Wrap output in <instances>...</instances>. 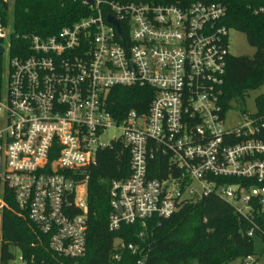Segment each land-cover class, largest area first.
<instances>
[{"label":"built area","instance_id":"1","mask_svg":"<svg viewBox=\"0 0 264 264\" xmlns=\"http://www.w3.org/2000/svg\"><path fill=\"white\" fill-rule=\"evenodd\" d=\"M91 1L84 0L89 15L56 34L29 37L25 55H9V26L0 19V185L53 255L81 257L89 170L99 152L121 143L129 173L110 181V231L170 217L213 193L250 223L248 237L264 238V115L242 111L239 125L225 127L233 30L223 23L225 7ZM117 87L149 88L147 108H118L115 116L110 94ZM113 245L115 260L137 250L121 239ZM0 264L26 262L18 254ZM239 264H255L253 255Z\"/></svg>","mask_w":264,"mask_h":264},{"label":"trees","instance_id":"2","mask_svg":"<svg viewBox=\"0 0 264 264\" xmlns=\"http://www.w3.org/2000/svg\"><path fill=\"white\" fill-rule=\"evenodd\" d=\"M0 0V19L9 26V55H25L29 37H47L91 13L84 0ZM114 1V0H113ZM125 1V0H115ZM152 5L187 7L193 2L219 3L226 9L223 23L243 33L255 49L251 57L229 56L226 64L222 106L224 110H244L250 91L264 84V0H139ZM0 42H2L0 40ZM0 57V87L2 78ZM149 88H114L110 94L112 111L136 109L143 112L150 100ZM259 114L264 115V93L256 98ZM160 160V159H159ZM129 154L120 143L97 155L89 170L87 193V234L85 253L69 259L53 255L47 238L18 209L12 191L2 187L0 194V261L8 263L21 255L26 264H228L253 255L252 237L247 236L250 223L239 216L231 204L211 193L188 202L167 218L153 217L140 223L122 225L117 231L108 228L109 187L113 178L128 175ZM156 172L154 176H163ZM259 223L264 226L263 220ZM121 239L137 247L135 253L125 249L120 260L113 259V243ZM261 254H264V238Z\"/></svg>","mask_w":264,"mask_h":264},{"label":"rangeland","instance_id":"3","mask_svg":"<svg viewBox=\"0 0 264 264\" xmlns=\"http://www.w3.org/2000/svg\"><path fill=\"white\" fill-rule=\"evenodd\" d=\"M11 4V0H7ZM228 49L230 55L233 57L238 56H246L251 57L255 49L251 47L247 41L246 36L238 32L236 30H230L228 34ZM7 56L3 55V65L5 64ZM264 93V84L257 90L250 91L248 94V97L245 101V109H231L228 111L225 115V127H233L237 126L242 122V111L248 112V113H255L258 112L257 104H256V98ZM116 134L113 132H110L109 135ZM2 192V186L0 185V194ZM1 225V224H0ZM252 246H253V259L255 260V264H264V254H261V251L263 249V244L259 236L254 235L252 237ZM228 264H239V259L232 261Z\"/></svg>","mask_w":264,"mask_h":264},{"label":"water","instance_id":"4","mask_svg":"<svg viewBox=\"0 0 264 264\" xmlns=\"http://www.w3.org/2000/svg\"><path fill=\"white\" fill-rule=\"evenodd\" d=\"M90 2H92L91 0H89V3ZM107 20H108V22H110L111 24L113 23V25L117 28V23H116V21H114L113 19H112V17H107ZM3 47H2V45H0V54H2V52H3ZM116 213H118V214H120L121 213V209H118L117 211H116Z\"/></svg>","mask_w":264,"mask_h":264}]
</instances>
